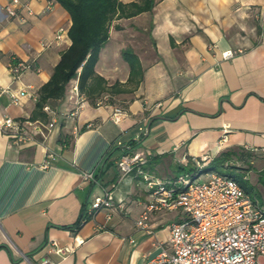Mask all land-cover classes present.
Here are the masks:
<instances>
[{"label":"crops","instance_id":"0c3cea01","mask_svg":"<svg viewBox=\"0 0 264 264\" xmlns=\"http://www.w3.org/2000/svg\"><path fill=\"white\" fill-rule=\"evenodd\" d=\"M19 1L20 17H10L8 0H0V124L8 116L48 123L35 101L23 96L17 105L2 90L29 86L39 94L71 45V19L56 2ZM155 2L152 11L112 21L76 117H65L74 106L71 80L64 98L49 105L56 122L37 136L42 144L16 148L0 130V264H40L46 257L54 264H145L184 216L181 209L154 211L151 233L137 229L152 200L147 178L172 183L223 153L249 184L247 194L255 190L264 201V0ZM236 48L243 52L221 59ZM124 50L136 56L133 73ZM12 56L34 63L19 80L8 67ZM156 102L162 106L151 109ZM114 107L126 112L119 123L110 119ZM245 146L258 150L249 154ZM125 149L146 162L122 176L116 161ZM104 191L114 205L90 215ZM51 241L70 251L55 253Z\"/></svg>","mask_w":264,"mask_h":264},{"label":"built area","instance_id":"2783aa9c","mask_svg":"<svg viewBox=\"0 0 264 264\" xmlns=\"http://www.w3.org/2000/svg\"><path fill=\"white\" fill-rule=\"evenodd\" d=\"M20 5L19 0H8L5 7L8 16L20 17ZM242 52L240 48L225 50L221 52V59L229 60ZM8 67L19 80L23 72L34 67V63L20 61L12 56ZM2 92H9L12 103L17 105L21 104L23 96L35 102L38 100V95L29 86L22 87L16 93L6 89ZM70 94L74 98V106L65 117L74 118L86 104L87 98L80 91L77 81L71 87ZM103 101H98L97 105L103 104ZM161 106V102H156L150 108L157 109ZM113 109L110 119L119 123L126 112L119 107ZM42 110L50 116V122L43 123L28 118L19 120L11 116L3 119L0 130L12 146L22 148L43 143L37 136L45 137L52 130L56 122V111L47 104ZM93 126L88 124L89 128ZM139 129L143 133L145 125H141ZM125 148L128 150V146ZM244 148L249 154L258 150L248 146ZM260 151L264 153V148ZM47 157L52 158L48 151ZM145 162L144 154L125 151L116 161V166L124 176L134 172ZM47 166L48 161H45L42 167ZM200 173L202 172L197 175ZM195 177L186 174L172 183L155 177L147 179L146 187L152 200L145 205L136 220L137 229L151 233L147 219L154 211L181 209L184 216L179 222L170 225L166 246L158 245V252L145 264H264V209L251 199L233 177L210 170L205 181L193 184ZM83 178L94 181L93 173H83ZM113 205V196L104 191L91 202L89 214L94 215L101 208L109 209ZM49 244L55 253L65 254L70 251L69 248L58 247L55 241ZM40 264L54 263L46 257Z\"/></svg>","mask_w":264,"mask_h":264},{"label":"trees","instance_id":"16d2710c","mask_svg":"<svg viewBox=\"0 0 264 264\" xmlns=\"http://www.w3.org/2000/svg\"><path fill=\"white\" fill-rule=\"evenodd\" d=\"M56 2L69 13L71 25L68 37L71 45L62 53L60 61L54 66L50 79L39 89L36 109L42 110L44 105H52L54 101L64 98L65 90L71 80H77L80 91H84L89 79L95 75V64L99 59L100 50L106 44L111 23L121 17H134L142 12L152 11L155 0H133L123 3L121 0H50ZM123 55L131 66V71L137 68L136 56L129 51ZM54 106V104H53ZM126 149L124 150V152ZM229 153L213 158L209 166L198 167L194 177L199 172L225 169L223 174L233 177L239 185L249 192L250 186L242 177H235L237 167L231 163ZM209 170H206V169ZM83 219L80 216L75 226L78 227Z\"/></svg>","mask_w":264,"mask_h":264},{"label":"rangeland","instance_id":"374dc122","mask_svg":"<svg viewBox=\"0 0 264 264\" xmlns=\"http://www.w3.org/2000/svg\"><path fill=\"white\" fill-rule=\"evenodd\" d=\"M206 170H209V169L207 168ZM213 171H215V170H213ZM208 172H210V171H204V172L200 173L199 175H197V176L195 177L196 179L194 180V183H193V184H196V183H198V182H203V181H205L206 178H207V174H208ZM216 172H218V173H220V174H223V173L225 172V169L223 170V169H221V168H218V170H217ZM184 175H185V174L182 173V174L180 175V177H181V176H184ZM234 176H235V177H238V176H239V177H242V175L240 174V170H239V169L235 171ZM147 179H148V178H147ZM250 196H251L252 198H256V200H258L259 204L264 205V204H262V203H264V201H262V198L260 197V195H259L255 190H253V191L250 192Z\"/></svg>","mask_w":264,"mask_h":264},{"label":"water","instance_id":"95a60500","mask_svg":"<svg viewBox=\"0 0 264 264\" xmlns=\"http://www.w3.org/2000/svg\"><path fill=\"white\" fill-rule=\"evenodd\" d=\"M157 119H160V118H162V117H160V116H157L156 117ZM154 118H152L149 122H148V125H147V131H146V134L145 135H148V133H149V130H150V126H151V121L153 120Z\"/></svg>","mask_w":264,"mask_h":264}]
</instances>
